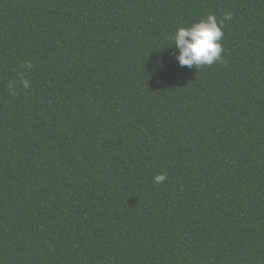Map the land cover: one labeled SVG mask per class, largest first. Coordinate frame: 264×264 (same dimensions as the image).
Returning <instances> with one entry per match:
<instances>
[{"label":"trees","instance_id":"obj_1","mask_svg":"<svg viewBox=\"0 0 264 264\" xmlns=\"http://www.w3.org/2000/svg\"><path fill=\"white\" fill-rule=\"evenodd\" d=\"M0 264H264V0H0Z\"/></svg>","mask_w":264,"mask_h":264},{"label":"clouds","instance_id":"obj_2","mask_svg":"<svg viewBox=\"0 0 264 264\" xmlns=\"http://www.w3.org/2000/svg\"><path fill=\"white\" fill-rule=\"evenodd\" d=\"M232 13H225L222 19H217L215 14H208L205 18L193 22L185 27L181 26L168 37L170 44H174L179 50L176 56L181 66L202 67L211 66L215 62L223 61L222 37L224 35L223 26L225 20H231ZM30 61L22 64V68L26 71L32 68ZM15 88L17 84L27 89L30 87V81L26 78L24 72L19 73V79L13 80ZM16 95V92H11ZM167 179L166 174L159 173L154 177L156 184H161Z\"/></svg>","mask_w":264,"mask_h":264}]
</instances>
